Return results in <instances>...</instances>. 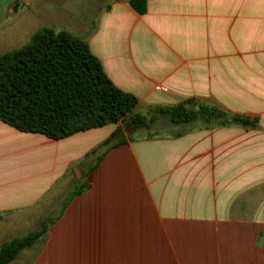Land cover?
Returning <instances> with one entry per match:
<instances>
[{"label": "crops", "instance_id": "0c3cea01", "mask_svg": "<svg viewBox=\"0 0 264 264\" xmlns=\"http://www.w3.org/2000/svg\"><path fill=\"white\" fill-rule=\"evenodd\" d=\"M16 16L87 40L140 111L196 96L259 128L54 139L0 120V245L48 222L8 264H264V0H0L1 40Z\"/></svg>", "mask_w": 264, "mask_h": 264}, {"label": "trees", "instance_id": "16d2710c", "mask_svg": "<svg viewBox=\"0 0 264 264\" xmlns=\"http://www.w3.org/2000/svg\"><path fill=\"white\" fill-rule=\"evenodd\" d=\"M147 0H129L139 14ZM118 88L92 53L87 40L50 27L38 29L17 49L0 53V120L11 127L49 138L122 122L131 129L150 128L159 117L185 132L238 126L259 128L258 117L232 112L206 98L191 96L174 104L148 105ZM117 128L100 146H108ZM48 222L0 245V264L16 259L41 238ZM264 234V231H263Z\"/></svg>", "mask_w": 264, "mask_h": 264}, {"label": "rangeland", "instance_id": "374dc122", "mask_svg": "<svg viewBox=\"0 0 264 264\" xmlns=\"http://www.w3.org/2000/svg\"><path fill=\"white\" fill-rule=\"evenodd\" d=\"M13 25L15 28H13V34L16 37L7 39V40H1L0 39V52H6V51H11L14 49H17L19 47H22L25 45L31 36L38 30L40 29L41 24L35 23L34 21L31 23L29 21H23L18 19V16L14 17ZM32 19V18H29ZM162 119V121H157L154 124L150 126V128L146 129H135L132 130L126 125L123 124L124 130L127 132V135L132 136V137H143L145 136H162L167 133H172L176 131L178 128L169 126L166 124V120Z\"/></svg>", "mask_w": 264, "mask_h": 264}]
</instances>
